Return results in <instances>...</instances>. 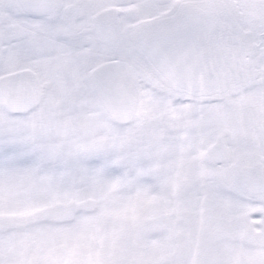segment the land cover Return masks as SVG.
<instances>
[{
    "label": "snow or ice",
    "instance_id": "snow-or-ice-1",
    "mask_svg": "<svg viewBox=\"0 0 264 264\" xmlns=\"http://www.w3.org/2000/svg\"><path fill=\"white\" fill-rule=\"evenodd\" d=\"M0 264H264V0H0Z\"/></svg>",
    "mask_w": 264,
    "mask_h": 264
}]
</instances>
